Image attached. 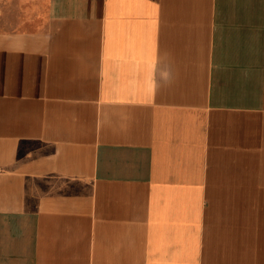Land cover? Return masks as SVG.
Segmentation results:
<instances>
[{"label": "crops", "instance_id": "obj_1", "mask_svg": "<svg viewBox=\"0 0 264 264\" xmlns=\"http://www.w3.org/2000/svg\"><path fill=\"white\" fill-rule=\"evenodd\" d=\"M0 264H264V0H0Z\"/></svg>", "mask_w": 264, "mask_h": 264}]
</instances>
